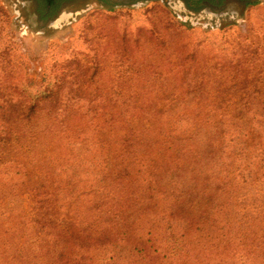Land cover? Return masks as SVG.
I'll list each match as a JSON object with an SVG mask.
<instances>
[{
	"label": "trees",
	"instance_id": "trees-1",
	"mask_svg": "<svg viewBox=\"0 0 264 264\" xmlns=\"http://www.w3.org/2000/svg\"><path fill=\"white\" fill-rule=\"evenodd\" d=\"M203 79L211 87L187 91L202 119L161 118L149 102H74L77 91L65 102L45 92L24 118L1 119L0 264L27 263L31 250L77 264H173L191 250L264 245V73ZM158 216L160 238L123 231L124 218Z\"/></svg>",
	"mask_w": 264,
	"mask_h": 264
},
{
	"label": "rangeland",
	"instance_id": "rangeland-1",
	"mask_svg": "<svg viewBox=\"0 0 264 264\" xmlns=\"http://www.w3.org/2000/svg\"><path fill=\"white\" fill-rule=\"evenodd\" d=\"M47 1L0 0V120L24 118L25 108L42 103L45 92L56 94L51 100L68 101L63 98L68 91H77L74 102H149L158 107L161 118L202 119L207 114L196 112V101L187 91L207 84L203 78L213 80L239 69L264 73V0H250L241 13L238 0H221L230 10L220 12L213 4L195 11L185 0L105 5L104 0H77L43 23L36 10ZM165 89L177 91L175 99L164 96ZM141 90L152 93L143 97ZM213 92L202 107L215 98ZM17 107V113L10 111ZM210 116L221 117L219 112ZM160 217L124 218L132 227L123 231L139 233L144 243L152 235L160 238L163 228L154 225ZM137 226L143 231L135 230ZM207 250H191L172 263L264 264V245L256 243ZM45 254L27 251L23 264L80 260Z\"/></svg>",
	"mask_w": 264,
	"mask_h": 264
},
{
	"label": "flooded vegetation",
	"instance_id": "flooded-vegetation-1",
	"mask_svg": "<svg viewBox=\"0 0 264 264\" xmlns=\"http://www.w3.org/2000/svg\"><path fill=\"white\" fill-rule=\"evenodd\" d=\"M76 1L77 0H52L51 3H43L39 5L37 7L36 14L39 16V18L41 19L43 23L51 22L56 18V16L60 13V11H62L63 7L66 4L68 3L70 4ZM138 1H141V0H104L105 3L103 4L104 5L108 3L126 4V3L138 2ZM185 1H188V3L191 4L190 5L191 8L193 9H196V8L201 9V8H204V6H208V5L211 6V4H213V6L211 7H214L215 9L214 11L216 12L224 11V9L225 10L230 9L229 7L225 8L224 7L225 3L221 4L220 3L221 0H185ZM248 2L238 0V3L241 5L240 13L244 8L248 6ZM195 4H198V5H195Z\"/></svg>",
	"mask_w": 264,
	"mask_h": 264
},
{
	"label": "water",
	"instance_id": "water-1",
	"mask_svg": "<svg viewBox=\"0 0 264 264\" xmlns=\"http://www.w3.org/2000/svg\"><path fill=\"white\" fill-rule=\"evenodd\" d=\"M230 10V9H229Z\"/></svg>",
	"mask_w": 264,
	"mask_h": 264
}]
</instances>
